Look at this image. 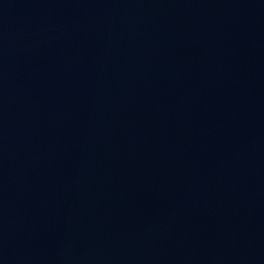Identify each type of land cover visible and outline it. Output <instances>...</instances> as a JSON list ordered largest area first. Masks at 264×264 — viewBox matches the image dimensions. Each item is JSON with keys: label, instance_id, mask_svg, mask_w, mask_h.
Returning a JSON list of instances; mask_svg holds the SVG:
<instances>
[{"label": "water", "instance_id": "1", "mask_svg": "<svg viewBox=\"0 0 264 264\" xmlns=\"http://www.w3.org/2000/svg\"><path fill=\"white\" fill-rule=\"evenodd\" d=\"M0 264H264V0H0Z\"/></svg>", "mask_w": 264, "mask_h": 264}]
</instances>
